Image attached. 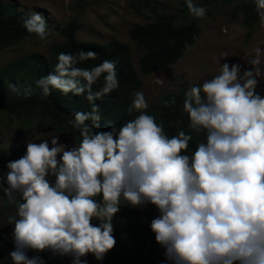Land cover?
I'll use <instances>...</instances> for the list:
<instances>
[{
  "label": "clouds",
  "instance_id": "9594fccd",
  "mask_svg": "<svg viewBox=\"0 0 264 264\" xmlns=\"http://www.w3.org/2000/svg\"><path fill=\"white\" fill-rule=\"evenodd\" d=\"M185 3L193 17L205 16L206 7ZM256 10L264 24V0H256ZM23 27L47 38L40 13L31 11ZM253 51L247 61L251 70L241 74L240 64H221L229 57L225 52L218 74L185 91L188 127L205 133L190 154L191 135L183 130L166 135L146 112L141 91L127 109L138 115L107 131L94 130L102 120L95 101L119 87L117 62L82 68L77 65L97 59L95 51L60 52L54 70L35 81L41 98L53 90L71 92L92 107L74 111L67 121L80 136L72 147L59 142L60 134L39 143L29 139L24 154L6 164L3 183L16 208L7 217L13 226L12 264H43L39 256H28L29 250L69 256L72 264L88 254L103 260L116 244L112 222L122 204L155 206L150 229L170 264H264V97L256 91L264 49L257 45ZM101 77L103 85L94 91ZM164 79L156 77L155 83ZM8 87L19 94L16 84ZM32 91L26 86L25 96Z\"/></svg>",
  "mask_w": 264,
  "mask_h": 264
},
{
  "label": "trees",
  "instance_id": "16d2710c",
  "mask_svg": "<svg viewBox=\"0 0 264 264\" xmlns=\"http://www.w3.org/2000/svg\"><path fill=\"white\" fill-rule=\"evenodd\" d=\"M79 6L84 5L85 0H76ZM233 12L240 10L242 23L247 27V34L253 27L257 17L256 0H238L232 6ZM28 16L22 10H18L11 2L0 1V45L14 41L23 36L30 35L23 27V20ZM144 23L133 24L128 29V35L136 46L143 49L138 57V70L142 74L155 72L167 65L174 63L181 55L186 45L193 43L198 32L196 18L190 14L184 24L175 25V15L171 13L152 12L147 15ZM78 28L75 19L67 21L60 29L64 40L50 47L48 55L32 53L28 57V69L30 81L19 79L15 73L17 63L10 62L0 70V113H4L8 122H18L30 116L48 122L55 129L66 131L78 143L79 132L67 124L74 111H90L92 104L84 96H75L71 92L67 95L59 90H53L48 98H41L40 90L36 88L35 81L41 76L50 74L57 63V55L60 52L76 54L79 50H93L98 56L95 60H87L77 66L91 68L103 60L117 62L116 71L119 87L112 93L103 96L95 103L100 106L102 120L96 131H107L112 124L120 126L125 121L131 120L138 112L129 114L128 107L132 103L130 92L140 85L135 70L132 67L126 44L110 40L106 43L92 41H78L74 32ZM16 84L18 92H13L8 85ZM31 86L33 91L30 96H25L24 89ZM103 85V77L93 85L97 90ZM184 90L177 93L162 95L155 103L148 104L146 112L153 115L158 124H162L165 134L169 137L183 130L190 134L187 152L195 150L199 142L204 141L205 133H196L188 127V115L182 109ZM175 99V104L166 107L164 101ZM182 122V123H178ZM91 126V121L86 122ZM11 148V147H10ZM9 149L0 147V163L8 155ZM4 174L0 170V199L8 203L7 184L3 183ZM96 199H100L98 196ZM120 211L113 219V235L116 239L115 246L107 252L110 264H170L164 255V249L155 241V235L150 229L151 220L158 214L153 210V205L133 207L121 205ZM92 223L98 225L93 219ZM6 253L5 244L0 242V256ZM43 264H72V258L67 256L51 257L42 260ZM81 264H92L85 256L81 258Z\"/></svg>",
  "mask_w": 264,
  "mask_h": 264
},
{
  "label": "rangeland",
  "instance_id": "374dc122",
  "mask_svg": "<svg viewBox=\"0 0 264 264\" xmlns=\"http://www.w3.org/2000/svg\"><path fill=\"white\" fill-rule=\"evenodd\" d=\"M11 2L16 9L29 14L31 11L43 15L48 26V35L40 40L35 34L23 36L14 41L0 45V70L10 62H17L15 73L19 79L30 81L28 57L32 53L48 55L52 45L64 40L60 33L61 27L70 19H75L78 28L74 37L78 41L106 43L117 40L126 44L129 58L136 72L140 85L130 92L131 101L137 91L144 93L148 104L155 103L162 95L186 91L193 85L201 84L218 74L222 53L229 57L221 60L230 65L238 63L244 70H251L248 60L254 57L253 49L260 45L264 49V24L260 16L247 34V27L242 23L240 10L233 12L232 6L238 0H193L198 6L207 8L203 18H196L198 27L193 43L186 45L180 57L172 64L157 70L142 74L138 70L137 60L143 49L135 45L128 35V29L133 24L144 23L147 15L152 12L171 13L175 15L174 24H184L190 17L185 0H85L79 6L76 0H0ZM262 75L256 91L264 97V59L261 61ZM164 76L162 85L156 84V77ZM44 133L45 136H38ZM62 133V134H61ZM60 134V143L69 148L77 143L66 131L55 129L48 122L30 116L18 122H8L4 113H0V147L9 149L8 155L0 163V170L5 175L6 164L19 159L25 152L26 141L40 138L48 139L47 135ZM49 139V145H50ZM11 147V148H10ZM153 210L158 214L155 206ZM16 208L9 206L0 199V242L5 244L6 253L0 256V264H12L9 253L14 250L11 237L13 226L7 222L9 215H15ZM28 256H39L41 260L53 256L50 252H34L29 250ZM92 264H110L107 253L103 260H96L92 254L86 255ZM69 257V256H67Z\"/></svg>",
  "mask_w": 264,
  "mask_h": 264
}]
</instances>
